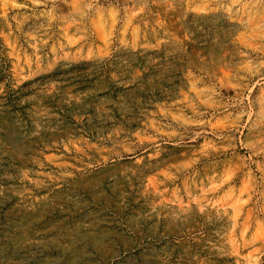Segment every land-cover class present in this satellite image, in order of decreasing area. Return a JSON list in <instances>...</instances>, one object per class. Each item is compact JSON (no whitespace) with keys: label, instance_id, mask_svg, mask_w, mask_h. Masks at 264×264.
<instances>
[{"label":"rangeland","instance_id":"obj_1","mask_svg":"<svg viewBox=\"0 0 264 264\" xmlns=\"http://www.w3.org/2000/svg\"><path fill=\"white\" fill-rule=\"evenodd\" d=\"M0 264H264V0H0Z\"/></svg>","mask_w":264,"mask_h":264}]
</instances>
